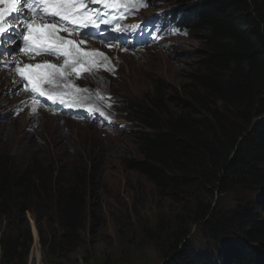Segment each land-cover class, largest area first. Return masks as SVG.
Returning a JSON list of instances; mask_svg holds the SVG:
<instances>
[{
  "label": "trees",
  "instance_id": "trees-1",
  "mask_svg": "<svg viewBox=\"0 0 264 264\" xmlns=\"http://www.w3.org/2000/svg\"><path fill=\"white\" fill-rule=\"evenodd\" d=\"M168 1L190 6L184 22L203 46L182 109L166 113L159 96L124 101L142 128L135 131L141 158L128 165L180 206L172 221L158 226L155 240H167V264H264V205L251 197L232 210L212 204L218 194L264 191V0ZM9 170L0 165V213H8L3 199L12 191L20 203L31 199L26 211L49 206L63 236L53 238L51 254L65 238L74 247L85 222L86 180L66 182L58 172L41 171L28 182ZM193 228L204 252L190 242ZM20 235L0 238V264H28L30 227Z\"/></svg>",
  "mask_w": 264,
  "mask_h": 264
},
{
  "label": "rangeland",
  "instance_id": "rangeland-1",
  "mask_svg": "<svg viewBox=\"0 0 264 264\" xmlns=\"http://www.w3.org/2000/svg\"><path fill=\"white\" fill-rule=\"evenodd\" d=\"M148 2L151 8L144 12L145 17L158 12L166 15L173 10H168V6L176 5L168 0ZM65 34L59 33L72 39ZM200 39L201 35L193 31L171 38L166 46L127 52L123 48L106 49L119 45L118 42L105 47L103 40L94 41L93 36L79 38L78 41H86L85 50L102 51L108 58L104 60L108 64L106 68H110L108 71L96 70L75 80L83 91L87 90L85 95L91 96H87L89 101L95 103L104 117L88 111L56 114L38 104L33 112V101L22 99L24 92L15 86L12 69H0V165L10 169L12 177H22L28 182L36 181L41 171L49 176L58 172L66 182L82 177L86 180L85 222L78 241L71 247L65 238L62 249L55 255L50 252V243L53 238L63 236L51 207L38 212L34 206L36 213L26 211L31 199L23 204L15 191L11 197L4 195L8 213H0V238L18 234L23 238L22 232L29 226L33 241L28 264H105L108 261L111 264H160L165 261L162 247L167 240L161 243L155 240L158 226L172 221L180 206L161 196L146 176L128 165L130 160L141 158L135 131L142 128L129 118L131 113L124 101L147 103L149 98L159 96L163 98L166 113L179 112L186 85L203 52ZM37 56L42 64L51 62L58 67L63 64V58L58 55L41 52ZM0 63L4 61L0 59ZM11 63L9 61L8 65ZM66 71L68 74L62 82L71 83L76 75L70 69ZM8 72L10 74L4 77ZM17 80L21 84V80ZM61 91L68 90L62 87ZM52 195L51 192L49 196L44 195L42 203L51 205ZM250 197L264 205L261 188L260 192L254 189L239 194H218L212 204L232 210ZM45 212L47 217L40 221ZM262 215L264 218V212ZM190 238L194 249L206 250L194 228Z\"/></svg>",
  "mask_w": 264,
  "mask_h": 264
},
{
  "label": "snow or ice",
  "instance_id": "snow-or-ice-1",
  "mask_svg": "<svg viewBox=\"0 0 264 264\" xmlns=\"http://www.w3.org/2000/svg\"><path fill=\"white\" fill-rule=\"evenodd\" d=\"M92 2L102 4L103 7H88L84 0H23V2L22 0H0V55L11 56L14 51L22 50L26 56L34 51L37 55L45 52L63 58V64L59 67L52 63L25 64L21 67L17 61H12L10 66L15 67L18 76L27 82L25 87L30 86V91L34 94V105L39 103L36 97H41L51 101L53 105L59 103L69 109L82 107L83 101L70 91L75 88V85L61 84L68 74L66 70L70 68L79 77L82 71L90 70L85 68V65H98V57L108 59L103 52L85 50L83 47L85 41L65 38L59 33L65 32L71 36L77 29L88 28L103 31L111 28L116 33H122L125 30L121 28L119 21L129 14L130 9L138 6L135 3H121L119 0H92ZM41 11L46 18L54 22L37 24L32 17ZM57 18L59 24L55 22ZM102 26L107 27L102 28ZM83 34L99 35L100 33L97 31ZM118 38L110 37V39ZM21 42L22 48L13 47ZM5 45L8 47L5 48ZM77 65L80 67L78 68ZM46 85H54L56 88L63 87L68 91H47L45 90ZM76 91L79 92L80 89ZM32 111L35 112L36 108L33 107ZM87 111L89 113L98 112L101 117L105 115L93 106H89Z\"/></svg>",
  "mask_w": 264,
  "mask_h": 264
},
{
  "label": "clouds",
  "instance_id": "clouds-1",
  "mask_svg": "<svg viewBox=\"0 0 264 264\" xmlns=\"http://www.w3.org/2000/svg\"><path fill=\"white\" fill-rule=\"evenodd\" d=\"M148 1V0H147ZM175 3V2H174ZM149 6L151 7L150 3L148 2ZM170 7V6H169ZM189 5L187 6H181L179 4H176L174 7H171V9H173L171 12H169V15H174L175 17L173 18L174 21H177V19H179V21H177L176 27L178 29V31L176 32L175 35H171V37H182L184 34L188 33L191 34L194 31V28L191 26H188L185 24V20L189 17L188 15V9H189ZM149 10V9H148ZM147 11V10H146ZM155 11V10H154ZM145 12V11H144ZM179 12L181 13V16L179 14ZM155 14V13H154ZM152 14V15H154ZM176 17H179L177 19H175ZM172 41V40H170ZM170 43L167 42L166 45H168ZM165 45V46H166ZM87 76V75H85Z\"/></svg>",
  "mask_w": 264,
  "mask_h": 264
},
{
  "label": "bare ground",
  "instance_id": "bare-ground-1",
  "mask_svg": "<svg viewBox=\"0 0 264 264\" xmlns=\"http://www.w3.org/2000/svg\"><path fill=\"white\" fill-rule=\"evenodd\" d=\"M110 36H112V35H110ZM86 42V41H85ZM93 44H96V43H93ZM96 45H98V44H96ZM92 49H94V46L93 47H91ZM105 62V61H104ZM10 74V72H8V73H4V77H6V76H8V75ZM122 76H123V74H122ZM13 81H14V84H15V86L16 87H19V81L17 80V78H14L13 79ZM22 99H25V100H30V98L27 96V95H25V93H24V95L22 96ZM33 107H36L35 105L33 106ZM36 109H37V107H36ZM30 111V110H29ZM45 110H43V112H44ZM49 113V112H48ZM51 114V113H50Z\"/></svg>",
  "mask_w": 264,
  "mask_h": 264
},
{
  "label": "water",
  "instance_id": "water-1",
  "mask_svg": "<svg viewBox=\"0 0 264 264\" xmlns=\"http://www.w3.org/2000/svg\"><path fill=\"white\" fill-rule=\"evenodd\" d=\"M169 261V259H165V261L161 262L160 264H166Z\"/></svg>",
  "mask_w": 264,
  "mask_h": 264
}]
</instances>
